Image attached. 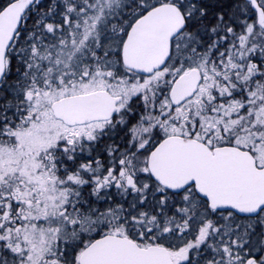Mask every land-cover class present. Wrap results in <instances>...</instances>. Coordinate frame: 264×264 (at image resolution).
<instances>
[{
    "label": "snow or ice",
    "instance_id": "6c2138e0",
    "mask_svg": "<svg viewBox=\"0 0 264 264\" xmlns=\"http://www.w3.org/2000/svg\"><path fill=\"white\" fill-rule=\"evenodd\" d=\"M0 264H264V0H0Z\"/></svg>",
    "mask_w": 264,
    "mask_h": 264
}]
</instances>
